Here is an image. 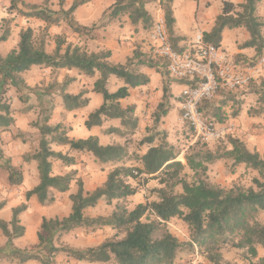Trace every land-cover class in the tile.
Segmentation results:
<instances>
[{"label":"trees","instance_id":"16d2710c","mask_svg":"<svg viewBox=\"0 0 264 264\" xmlns=\"http://www.w3.org/2000/svg\"><path fill=\"white\" fill-rule=\"evenodd\" d=\"M90 1L75 0L67 14H74L79 7ZM9 2L10 12L17 10L21 16L41 19L48 25H59L62 21V18L54 17L53 12L47 7L30 5L25 0H9ZM45 2L48 4L50 0ZM65 2L66 0H60V5L63 6ZM172 2L173 0H164L161 5L173 46L176 50L182 51L183 49L178 48L180 40L174 37L175 18ZM260 2L261 0H244L243 3L236 5L224 1L212 32L205 35L206 41L220 46L225 29L244 28L249 33L250 39L241 49L253 48L256 50V57H262L264 22L256 14ZM146 3L145 0H115L112 17L128 15L133 26L142 24L147 31H150L152 18L146 10ZM9 37L7 30L0 36V43L7 41ZM163 62V68L167 70V64ZM34 66H44L55 74L61 70H77L88 78H96L98 75L93 92L102 96L103 103L88 116L85 126L91 129L102 127L105 119L120 120L127 131L111 128L107 133L122 136L127 133L134 134L139 128V123L134 117L135 108L125 109L120 102L130 96L131 88L149 85L150 78L141 72V68L147 67L162 73V69L153 61L145 59L139 49H136L133 56L127 58L125 63H119L112 60V52L109 50L89 52L81 46L66 45L65 41L59 40L55 51L50 54L46 51L44 41L38 45L33 29L27 28L21 30L19 34L18 48L6 57L0 56V72H3V68L6 69V74L16 83H21V75ZM111 77L121 80L124 86L116 92H110ZM72 82L70 78H65L61 85L53 82L47 88L44 97L52 98L55 91L58 92L67 112L87 107L90 102L86 97L88 91L82 90L78 95L66 92ZM255 92L260 96L259 101L264 103V81ZM171 95L170 84L166 80L163 83V100L155 112L156 121L168 113ZM212 106L210 101L203 104L202 110L205 116H213ZM217 111L218 108H215L213 112L215 116L219 115ZM239 112L238 109L234 118H237ZM50 118L51 116L47 115L44 120L39 119L35 122L33 127L38 131L34 134L18 132L16 136L23 142L37 141L39 146L35 153L23 157L26 163H37L40 179L39 185L27 192L26 199L29 201L32 197H36L41 205L51 206L56 200L57 193L69 192L74 181L77 192L69 196L72 203V212L69 216L42 220L37 248L52 242L55 234L70 233L77 229L94 232L105 227L122 230L125 235L122 238L106 239L99 246L85 251L60 250L53 246L50 253L53 255L56 252H67L75 260L98 264H108L113 261L116 264H174L180 253L198 252L211 264H226L222 254V249L225 247L245 249L250 259L258 256V247L264 248V222L259 219L264 213V153L251 151L244 142L229 136L226 140L231 146L230 149L223 147L211 151L192 148L184 155V164L179 160L181 152L165 142L151 147L145 154L139 156L138 168L118 167L108 174L107 180L100 187L90 192L86 191L83 180L76 178V171L64 176L53 174L52 160L62 161L68 165L74 162L62 152H55L52 145L68 146L71 151L90 153L103 164L125 158L128 155L127 149L122 145H102L97 137L71 140L62 125L49 124ZM13 124L14 118L10 115V107L0 102V130H8ZM158 135L147 138L142 143L152 144ZM219 161L230 163L231 172L244 165L257 171L259 178L253 179V185L247 189L240 187L225 189L213 186L208 181V169ZM0 169L6 170L11 185L23 184L21 170L12 165L11 159L7 157L1 145ZM187 169L193 173L192 182L185 173ZM125 178L141 179L145 184L149 181H158L160 186L151 190V194L156 199L139 204L132 210L118 207L107 217L90 218L85 215L87 209L95 208L102 200L112 203L135 196L139 190L126 182ZM177 187L181 192L176 193ZM3 207L4 204H0V210ZM26 210L27 205L23 204L13 210L10 223L0 222V229L9 241L25 235V228L20 225L19 217ZM175 218L181 219L188 226L187 241L179 240L168 231L167 224ZM26 260H39L43 264H51L50 259L35 254L26 256L24 261ZM252 264H264V257L258 263Z\"/></svg>","mask_w":264,"mask_h":264},{"label":"rangeland","instance_id":"374dc122","mask_svg":"<svg viewBox=\"0 0 264 264\" xmlns=\"http://www.w3.org/2000/svg\"><path fill=\"white\" fill-rule=\"evenodd\" d=\"M224 1L228 0H213L214 5L209 14L214 15L216 11L221 13ZM26 2L30 5H36L41 8L47 7V9L53 12L52 14L54 17L62 18V21L59 25H48L46 22L37 18H32V20L28 22L24 16H21L17 12V10L10 12L9 0H0V36L4 35L7 30L10 34V37L7 41L0 43V56L6 57L10 52L18 48L19 34L21 30L25 29L26 25L29 23H31V27L29 28H32L34 31L36 43L39 45L44 41L46 51L50 54L55 51L57 47V41H65L67 45L71 42L75 33H85L86 29L77 26V23H75L74 14H67V11L69 10L67 3H65L66 5L64 4L61 6L60 0H50L48 4L45 2V0H26ZM176 11L177 13L179 12L178 7ZM256 14L264 22V0H261L260 4L258 5ZM200 18L201 17L199 14V18L197 20L199 21ZM111 19L112 18L110 15L105 16L103 22L108 23ZM95 26L89 28V30L91 33L97 35V33L100 31V28L98 29ZM149 32L150 31L147 33L143 32L144 39L140 40V43L136 45L139 46L138 48L144 55L145 59L153 61V63L162 69V73H159L161 79L159 80V77H157L151 80L149 84L150 86L148 85L141 89V97L136 96L137 99L141 100L140 117H138V122L140 124L139 129H137L133 135H127L124 138H116L118 142L115 144L122 145L127 149L128 155L125 158L115 161L113 165L101 169L98 166H94L93 159L88 158L89 155H77L78 164L76 165V178L83 180L86 190H94L100 186L106 180L108 174L118 167V164L125 165L126 167L138 168L140 166V163L137 159L139 156L145 154L151 147L158 146L165 142L173 145L177 151L181 152L179 160H181L183 163H185L183 160L184 155L189 153L192 148L197 150L211 151H215L217 148L223 147L230 149V146L226 140L227 138L220 140L215 144L213 143L206 145L196 139L194 132L188 124L182 123L181 120L179 122V118L181 117L180 103L179 101L175 100H177L178 95H180L182 91V83H176V81L172 80L169 77L167 70L163 68L164 62L154 57L151 53ZM228 32L232 33L231 30H228ZM244 32L247 31L243 28V31H241L238 36L240 40L243 39V35L245 34ZM262 34L264 36V28L262 30ZM247 35L249 37L248 32ZM229 42L230 41L228 40V37H225L223 45L227 47V44H230ZM85 44L82 45L83 48L89 52H95V49L90 48L88 45V41ZM227 49V54L230 57H233L231 56L233 54V48L227 47ZM257 58L258 57H255V59ZM141 69H145V71H147L149 68L142 67ZM79 76L76 72L67 73L66 71H61L58 74H55L51 69L41 66L31 69L29 72L21 75V83H16V81L13 80L10 75L6 74V69L3 68V72H0V102L2 104H7L10 107V115L18 116L17 123L19 125V127L15 129L14 123L8 130H0V145L3 148L5 154H11V151L19 155H21L23 152L29 154L35 153L39 147L37 141H29L31 144H27L26 146L20 145V147L14 146V144H12L11 147V142H13L11 137H13L17 130L18 132H25L23 130L34 131V133L37 132L38 130L33 127L34 123L39 119L44 120L47 115L51 116L49 124L52 126L58 124V122H60L59 124H62L63 122L69 123L71 121V123L74 124V120L79 118V116H77L75 119L73 117L70 118V116L60 111L61 100L59 99V94L55 91L52 99L45 98L44 93H46L47 88L53 82H57L59 85H61L66 77L76 78V80H79V82L76 84L77 87L75 86L73 89L74 91L78 90L82 84H84V86L91 87L95 82L93 79L82 77L80 79ZM166 80L169 82L170 86L174 84V91L172 90V96L170 97L171 115L168 113L164 115L159 121H156L157 114H155V112L163 100L162 82ZM262 81H264V73L247 89H242L231 95H226L222 99H218L216 97L210 101V104L212 103L213 105V112L215 108H218L216 113L219 114L218 116H215L212 112V118L219 123H226L228 125L236 123L237 127L239 128V133H235V135H233L234 138L244 142V144H246V146L251 151L256 150L260 153H264V103L259 101L260 96L255 94V90L259 88ZM120 85V81L112 80L110 83V89L116 90ZM97 97L102 100L100 95H97ZM174 98L176 99L174 100ZM50 100L52 101L50 102ZM96 105L97 102L94 100V102L88 107L89 111H94ZM28 109H31L32 112L29 113ZM238 109L240 112L243 110L245 113H243V117L241 119L242 121L240 120V122H236V119L234 118V114ZM50 111H52V114H50ZM251 116L258 117L255 119L256 122L250 123ZM62 126L66 131L69 128L64 124H62ZM83 128L84 135L86 133V136H82L77 139H88L89 135H91L87 133L90 131L89 129L86 127ZM125 130H127V128ZM157 134L159 135L152 144L142 143V141L145 139L152 138ZM11 148L13 150H11ZM231 167L232 165L230 163H226L225 161L209 166L208 181L213 186L225 189H230L233 187L247 189L253 185V179L259 178V173L257 171L246 168L244 165L235 168L233 172L230 170ZM71 169L72 167L58 165L56 167L55 174H65ZM185 173L188 175V180L192 182L193 173L189 169H187ZM125 180L134 188L139 190L135 196L119 201H113L112 203L101 201L95 209L88 210L86 215L90 218L99 216L107 217L110 216L112 212L118 207L132 210L139 204H145L146 202L156 199L155 196L151 194V190L160 186L158 181H149L145 184L141 179L125 178ZM7 181L6 170L0 169V191L4 190L3 186H7ZM72 184H74V191H77L76 182L74 181ZM175 191L178 193L181 192V189L177 187ZM259 219L260 221L264 222V213L260 215ZM167 229L181 241H187L189 239L188 226L181 219H172L167 224ZM0 235L1 238L4 239L1 231ZM124 235L125 234L122 230H115L112 228H103L94 232L91 230H78L70 234H55L52 238V242H49L42 248L30 246L26 249H21L19 252L23 251L27 255L39 254L40 256L47 259L53 257L50 259L51 264H57L58 261H55V259L59 257H61V259H59L61 263L65 262L66 260L69 262L70 259H74L70 257L67 252H63L62 255H59L60 252H56L52 255L50 250L53 246L60 250L72 249L85 251L89 248L97 247L106 239L122 238ZM6 249V246L0 248V258H5V254H7V252H4ZM14 250L17 249H11V254H15L11 255V257L15 258L13 261L21 260L20 256L22 255L19 254L18 250L17 252ZM257 250L258 256L253 259H250L247 256V251L245 249L239 250L232 247H225L222 249V254L225 258L226 264H252L258 263L260 259L264 257V248L258 247ZM83 263L92 264L87 261H83ZM108 264L116 263L113 261ZM174 264L211 263L208 262L204 257L200 256L198 252H195V254L186 252L180 253Z\"/></svg>","mask_w":264,"mask_h":264},{"label":"crops","instance_id":"0c3cea01","mask_svg":"<svg viewBox=\"0 0 264 264\" xmlns=\"http://www.w3.org/2000/svg\"><path fill=\"white\" fill-rule=\"evenodd\" d=\"M74 1L75 0H66L65 3H67L68 8H70L72 6V4L74 3ZM145 1H147L146 10L149 12V14L152 18V23L159 15H164L162 5H161V2L164 0H145ZM25 2H26V0H25ZM230 2L238 5V4L243 3L244 0H235V1L230 0ZM114 3H115V0H91L86 5L79 7L76 10V12L74 13V20H75V23H77V26H79L81 28H85L86 30H85V33H82V34L75 33L74 37L72 38V40L69 44H74V45H78V46L83 47L82 45H84L88 41V45L90 46V48H94L95 52L109 50L112 52V60L119 62V63H125L127 58L132 57L134 51L136 49H139L138 48L139 46L136 44L140 43L139 41L144 39L143 38V32L147 33L148 31L143 27L142 24H140L139 26H133L128 15H119L118 17L113 18L112 12H113ZM209 5H211V6H209ZM213 5H214L213 0H199V1H195V0H187V1L186 0H173L172 8H173L174 18H175L174 37L178 38V40H180L178 42V48L179 49L187 48L197 33H203L205 36L206 34H209L212 32V30L215 26V21H216L217 17L221 14L218 11H216L214 13V15L209 14L210 10H212V8H213ZM177 7L179 9L178 13L176 11ZM199 14H200L201 18L198 21L197 19L199 18ZM109 15L111 16L112 19L109 20L108 23H104L103 20H104L105 16H109ZM25 19L28 22H30L32 20V18H27V17H25ZM114 19H115V21H114ZM25 23H27V22H25ZM94 26L98 29L100 28V31L97 33V35H95L94 33H91V31L89 30V28L94 27ZM29 27H31V23L27 24L25 29H27ZM228 30H230V29H225V31L223 32L222 40L220 42V46L227 51H228L227 47L233 48V54L231 56H233L234 58H236L238 60L250 61V60L255 59V57L257 56L255 49H253V48L241 49L242 45L245 44L250 39V35L248 37L247 32H244L245 34L243 35V39L240 40L238 36H239V33H241V31H243V28L232 29L231 31L233 34L231 32H228ZM225 37H228V40L230 41L229 42L230 44H227V47L223 45V41H224ZM85 45H87V44H85ZM37 67H40V66H34V67H32V69H35ZM61 71H66L67 73L76 72L78 74V76L81 75V76H79L80 79H81V77L82 78H88L85 75L78 73L79 71L77 72L76 70H71V71L61 70ZM141 72H143L144 74L149 76L150 82H151V80H153L157 77H159V80L161 79V76L159 74L160 72H157L154 69H151V70L148 69L147 71H145V69H141ZM70 79H72L73 82L68 86L67 91H66L67 93L72 94V95H78L82 90H86L89 92L88 95H86V97L90 99L89 105L83 109H79V110H76L73 112H67L65 110V107L63 106V103H62V99L59 96V99L61 100V105H60L61 110L60 111L62 113L67 114L68 116H70V118L73 117L75 119L77 116H79V118L74 120V124H72L70 120H69L70 121L69 123H66V122L62 123L64 125H66L67 127H69L68 128L69 131L67 130V136L71 140H81V139H77V138H80L82 136H84V137L86 136V133L84 135V128L83 127H86L85 122H86L88 116L92 112L97 110L102 105L103 98L101 100L99 97H97V95H100V94L93 92L94 84H95L96 80L98 79V75L96 76V78H88V79H93L95 81L91 87L84 86V84H82L81 87L76 91H74L73 89L75 86L77 87L76 84H77V82H79V80H76V78H70ZM112 80L120 81L121 85L118 87V89L120 87L124 86V83L121 82V80L117 79L116 77L115 78L111 77L110 83L112 82ZM163 83H164V81L162 82V85H163ZM176 83H178V82H176ZM144 87H146V86L138 87L135 89L131 88L129 90L130 96L127 99L121 100V102H120L122 107L125 109L126 108H135L134 117L137 119V122H138V117H140L139 115H140V108H141V106H140L141 100L137 99L136 96H140L141 89H143ZM118 89L111 90L110 84H109L110 92H116ZM170 89H171V91L172 90L174 91V84L170 86ZM245 89H247V88H245ZM162 91H163V87H162ZM255 94H257V93L255 92ZM225 96H226V94H220L217 96V98L222 99ZM175 99L176 98H174V100ZM94 100H96L97 105H96L95 110L90 112L88 107L94 102ZM51 101L52 100H50V102ZM175 101H178V97H177V100H175ZM170 105H171V102H170ZM30 110L31 109H28L29 113L32 112V110L31 111ZM170 111H171V109L169 106L168 113H170ZM177 111H178V109H177ZM180 111H181V105H180ZM135 112H136V114H135ZM243 113H244L243 110L241 112H239V115L237 116V118H235L236 122H240V120L243 117ZM170 115H171V113H170ZM11 116L14 118L15 129H16L17 127H19V125L17 123L18 116H14V115H11ZM181 116H182V111H181ZM256 118H258V117L251 116L250 117V123L256 122V120H255ZM180 120H181V117L179 118V122H180ZM59 123L60 122H58V124H55L53 126L59 125ZM62 124H60V125H62ZM229 125L234 127L232 134L227 135L226 137H224V139L228 138L229 136L234 137L233 135H235V133H239V128L237 127L236 123H232ZM139 127H140V124H139ZM111 128H118L124 132L127 131V130H125L126 128L122 126L120 120L105 119L102 127H93L91 129H89L90 131H88L87 133L91 134V135H89V137H97L99 139L100 143L102 145H105V146L106 145H116L115 143L118 142L116 140V138H118V137L124 138L127 135H133V134L127 133V135L125 134L122 136V135H118L116 133H113V134L107 133V131ZM23 131H25V133L34 134V131H30V130H23ZM17 133H18V130L16 131V133H14L13 137H11V139L13 140V142H11V147H12V144H14V146H17V147H20V145L26 146L27 144H31L30 142H23V141H21V139H18L16 137ZM213 143L215 144L216 142H212L211 144H213ZM230 148H231V146H230ZM52 149L55 152H62L63 154L67 155L68 158L74 162L72 165H68L66 163H63L62 161L52 160L53 174L54 175L64 176V175L69 174L72 171L77 172V166H76L78 164L77 155H89L88 158L93 159L94 166H98L101 169L114 164V162H110L107 164L99 163L94 158V156L92 154L78 152V151H71L68 146H58L56 144H53ZM11 150H13V149L11 148ZM27 154H29V153L23 152L21 155H19L17 153H13V151H11V154H9V153L6 154L7 157L11 159L12 165L21 170V172L23 174L24 181H23V184L20 186H13L9 183V181H7L8 182L7 186H3L4 190L0 191V204H4V207L0 210V222L4 221L7 223H10L12 221V218H13V210L22 206L23 204L27 205V210L24 213H22L19 217L20 225L23 228H25V235L23 237L16 238V239H13L12 241H9L3 235V233L0 229V231L4 237V239H2L1 235H0V248L4 247V246H6V248H7L4 252V253L7 252V254H5L6 255L5 258H0V264H43L39 260H26V261H24V258H26V256H29V255L25 254V252H23V251L22 252H19V251L21 249H26L27 247H30V246L32 247V246L38 245V243H39L38 233L41 230V224H42V220L44 218H48V219L64 218V217H67L71 214L72 203L69 200V196L71 194H75L77 192V191H74V184H72L69 192L63 193V194L57 193L56 200L51 206L41 205L38 202L36 197H32L29 201H27V199H26L27 192L33 190L40 183L38 169H37V163L36 162L26 163L23 160V157ZM183 160H184V158H183ZM220 162H222V161H219L217 163H220ZM58 165H65L68 167H72V169L68 173H65V174H55L56 167ZM117 166L121 167V166H125V165L118 164ZM7 180H8V173H7ZM106 180H107V178H106ZM100 186H98V187H100ZM86 191L91 192L93 190H86ZM102 201H106V200H102ZM95 208L87 209L85 211V215H86V212L88 210H92ZM105 228H110V227H105ZM10 229H11V227H10ZM78 230H85V229H77V230H74L70 233H73V232L78 231ZM70 233H68V234H70ZM65 234H67V233H65ZM13 248L17 249L19 254L22 255V256H20L21 260L13 261V259H15V258L11 257V255H15V254H11V252H12L11 249H13ZM17 250H14V251L17 252ZM62 253L63 252H60L59 255H62ZM23 254H25V255H23ZM37 255H39V254H37ZM51 258H53V257H51ZM51 258H49V259H51ZM59 259H61V257L55 259V261H58L57 264H86V263H83V261H78L75 259L74 260L70 259L69 262L66 260L65 262L61 263ZM92 264H98V263H92Z\"/></svg>","mask_w":264,"mask_h":264},{"label":"built area","instance_id":"2783aa9c","mask_svg":"<svg viewBox=\"0 0 264 264\" xmlns=\"http://www.w3.org/2000/svg\"><path fill=\"white\" fill-rule=\"evenodd\" d=\"M149 41L153 56L166 62L169 77L182 83L178 96L181 121L190 126L196 139L207 145L232 134L233 126L205 116L202 106L220 94L248 88L264 73V56L237 60L221 46L207 42L203 33H197L187 48L178 51L164 15L153 21Z\"/></svg>","mask_w":264,"mask_h":264}]
</instances>
